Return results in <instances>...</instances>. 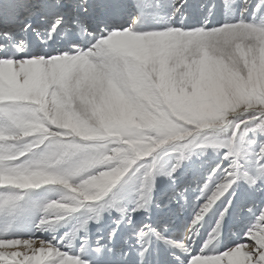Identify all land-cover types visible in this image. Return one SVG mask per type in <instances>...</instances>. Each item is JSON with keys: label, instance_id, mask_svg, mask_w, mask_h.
<instances>
[{"label": "snow or ice", "instance_id": "6c2138e0", "mask_svg": "<svg viewBox=\"0 0 264 264\" xmlns=\"http://www.w3.org/2000/svg\"><path fill=\"white\" fill-rule=\"evenodd\" d=\"M0 264H264V0H0Z\"/></svg>", "mask_w": 264, "mask_h": 264}]
</instances>
